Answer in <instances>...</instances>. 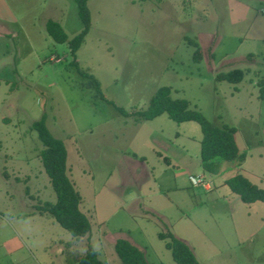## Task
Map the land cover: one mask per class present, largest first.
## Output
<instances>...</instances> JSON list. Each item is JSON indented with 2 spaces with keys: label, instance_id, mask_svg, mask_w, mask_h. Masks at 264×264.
Returning a JSON list of instances; mask_svg holds the SVG:
<instances>
[{
  "label": "rangeland",
  "instance_id": "obj_1",
  "mask_svg": "<svg viewBox=\"0 0 264 264\" xmlns=\"http://www.w3.org/2000/svg\"><path fill=\"white\" fill-rule=\"evenodd\" d=\"M88 10L76 61L92 78L44 31L51 19L68 40L80 32L73 0H0V264H75L88 243L103 264H119L118 239L148 264H175L157 237L167 231L198 264H264V204H243L224 184L241 174L264 189V0H88ZM233 68L244 72L240 84L215 81ZM161 87L212 125L235 128L245 160L210 173L198 124L165 114L136 122L116 110L145 109ZM44 114L65 144L89 241L35 210L56 200L30 129Z\"/></svg>",
  "mask_w": 264,
  "mask_h": 264
},
{
  "label": "trees",
  "instance_id": "obj_2",
  "mask_svg": "<svg viewBox=\"0 0 264 264\" xmlns=\"http://www.w3.org/2000/svg\"><path fill=\"white\" fill-rule=\"evenodd\" d=\"M140 1L144 2L148 0ZM73 2L76 5L81 24L80 32L68 40L61 24L51 19L46 20L44 31L55 44H67L69 53L73 58L70 66L75 68L78 75L92 78V76L86 75L87 73L79 68L76 61V53L91 28L88 0H73ZM186 40L189 45L195 48L193 60L199 63L201 60L199 46L188 38ZM251 56L249 55L248 58ZM243 78L244 72L241 69L233 68L220 72L215 77V81L217 83L225 82L231 85H238L243 81ZM96 87L100 93L97 81ZM261 98L263 97L261 96ZM116 110L124 118H133L136 119V122H150L165 114L168 119L176 124L186 122L198 124L202 132L200 161L202 168L210 173H215L216 168L220 169L223 164L221 162L242 163L246 158V155L241 154L238 150L235 139L237 130L235 128L227 125H223L222 127L212 125L199 111L191 109L187 100L172 98L170 87L157 89L150 97L145 109L134 110L131 113L119 107H116ZM30 129L36 133L37 139L43 147L39 154V161L44 173L49 179L56 198L54 203L44 202L38 204L35 206V210L39 215H48L51 217L71 237L75 239L86 238L89 241L91 224L89 219L80 211L82 198L68 176V168L66 165L67 151L64 142L51 134L47 127L45 114L38 121L32 122ZM164 161L168 164L166 158H164ZM224 184L229 187L233 194L238 196L243 204H254L257 202L264 204V189L253 185L241 174H236L227 179ZM157 237L164 242L165 248L170 252L175 264H198L191 249L170 231L159 233ZM114 252L119 264H148L144 250L139 249L126 239H118L115 241ZM74 263L103 264L89 243L84 255L80 256Z\"/></svg>",
  "mask_w": 264,
  "mask_h": 264
},
{
  "label": "built area",
  "instance_id": "obj_3",
  "mask_svg": "<svg viewBox=\"0 0 264 264\" xmlns=\"http://www.w3.org/2000/svg\"><path fill=\"white\" fill-rule=\"evenodd\" d=\"M189 182L194 187H197V186L205 187V183L203 182V180H201L200 178H197V177H190Z\"/></svg>",
  "mask_w": 264,
  "mask_h": 264
},
{
  "label": "crops",
  "instance_id": "obj_4",
  "mask_svg": "<svg viewBox=\"0 0 264 264\" xmlns=\"http://www.w3.org/2000/svg\"><path fill=\"white\" fill-rule=\"evenodd\" d=\"M169 147H170V146H169ZM178 153H180V152H178ZM163 158H166V157L163 156ZM168 159H169V158H168ZM168 162H169V161H168Z\"/></svg>",
  "mask_w": 264,
  "mask_h": 264
}]
</instances>
